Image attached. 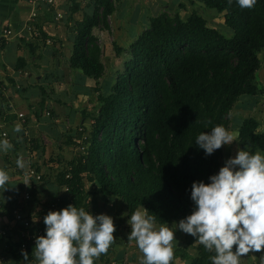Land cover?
Instances as JSON below:
<instances>
[{"label": "trees", "instance_id": "1", "mask_svg": "<svg viewBox=\"0 0 264 264\" xmlns=\"http://www.w3.org/2000/svg\"><path fill=\"white\" fill-rule=\"evenodd\" d=\"M121 1L84 0L82 5L69 0L67 19L72 22L73 39L65 66L89 81L88 94H95L96 103L82 111L86 122L60 131L53 124L56 116L45 107L46 85H35L41 91L33 111L35 119L39 121L47 115L49 129L54 130L48 135L58 144L62 141L59 147H70L72 157L65 162L57 159L55 169H46L43 174L35 163L22 159L25 166L16 165L11 175L24 176L32 167L41 178L37 182L25 178V189L16 186L18 196L0 195V210L9 217L12 209L19 207L27 218H32L25 212L30 199L40 202L47 212L53 206L58 211L69 204L87 211L86 199L97 197L103 202H118L126 211L127 220L135 210L144 207L156 216L158 226L178 224L193 210V182L209 183L223 157V147L205 155L195 144L197 136L210 132L216 125L229 129V114L236 101L242 96H260L263 89L257 71L261 66L258 54L264 51V0H257L252 9H241L236 0L231 5L228 0H188L190 6L195 2L201 5L190 11L180 1L178 9L182 7L183 14L179 10L155 13L127 47L116 46V55L123 54L121 67L106 72L102 49L93 32L97 28L109 29L108 17ZM202 6L221 16V24L231 30L230 37L221 34L201 15ZM75 12H79L78 19L72 17ZM36 27L45 40L41 25ZM25 61L23 57L17 58L13 68H23ZM0 68L5 65L0 63ZM48 74L42 77V83L52 78L57 82L60 78L59 72L56 77ZM11 119L4 122L9 126ZM23 119L28 124L25 115ZM257 128L253 117L240 120V149L253 154L257 150L264 152V132ZM2 138L6 137L1 136L0 129ZM8 140L14 146L9 151L16 161L26 150H36V157L44 153L40 135L31 131L26 135L22 130L15 139ZM5 161L10 162L6 158ZM11 183L14 182L9 179L7 190ZM21 193H27L28 198L24 200ZM43 193L46 199L36 197ZM20 242L11 233L6 238L0 236V245L7 246L1 250L11 256L12 263L8 264H32L35 243L25 242L23 251L29 254L25 262ZM180 242L182 247L173 243L174 258L179 257L186 264H211L210 256L215 253L207 252L194 237L183 232Z\"/></svg>", "mask_w": 264, "mask_h": 264}, {"label": "crops", "instance_id": "2", "mask_svg": "<svg viewBox=\"0 0 264 264\" xmlns=\"http://www.w3.org/2000/svg\"><path fill=\"white\" fill-rule=\"evenodd\" d=\"M57 1V9L61 10L62 8L65 12H69V0ZM168 1H170L169 4L167 3ZM180 1L185 3V10L190 6L188 0H122L117 5H128L129 9H133L132 11H126V14H124L125 18L129 16L128 14L132 13L136 19H145L142 24L138 25L133 36L128 39H134L136 37L135 35H137L148 24L149 16L162 11L168 13L176 12ZM37 3L38 7L36 9V16L33 21H29L28 17L33 9L30 0H0V63L5 65L4 69L0 68V82L2 80L0 83V120H2L0 121V129L1 132H6L9 138L12 139H15L18 136V133L13 131L17 124L22 125V130L26 135H28L29 131L35 136L40 135L44 146V153L40 157H36V150H32L31 152L26 150L22 159L27 162L35 163L36 166L39 167V172L43 174L48 168L47 166L44 168L45 163L43 161L40 162V160H43L41 158H49L50 160H48L51 164L53 159H59L62 162H65L70 160L72 152L69 150L70 147H59L62 141L59 140L58 144L48 135V133H54V130L49 129L47 117H45L47 115H43L39 121L35 119L33 115L34 107L41 99V91L35 85L40 83L46 85L45 107H47V111H50L56 116L53 124L58 125L57 127L60 131L67 130L68 127H71L72 129L77 128V126L79 127L83 121L86 122L87 120H83L82 118V111L85 110V108L88 110L96 103V100L95 94H88L87 85H89V81L80 73L74 72L65 66V59L69 57L71 52L73 35L70 26L72 22L68 21L66 16L62 20H56L54 16L56 11L55 6L48 5L43 0H37ZM81 3L83 5L84 1ZM200 6L201 5L198 2H195V5L190 7L199 8ZM190 7L189 9L191 10ZM181 9L183 8L181 7ZM179 12L183 14L184 9ZM50 13L53 15L51 16ZM68 14L69 13H67V15ZM115 14L116 9L108 17V30L97 28L93 32L102 49L103 63L106 55V46L104 47V43H100L99 41L101 33H108L110 36L113 34L112 38L115 37L114 40L111 38L109 41L113 51V57L116 54L115 47L120 46L119 40L121 39L123 41L126 36L128 37L127 33L122 35L120 32L122 26L120 27L119 22H116ZM72 17L78 19L80 17L79 12L73 13ZM109 19H113V27ZM31 23L38 34L33 31L30 26ZM38 23L46 34L45 40H43L42 34L39 33L40 31L36 27V24ZM4 29H10L11 34L9 36H4L2 34ZM1 40H3V43ZM19 57L26 59L25 66L15 70L13 67ZM258 57L261 61V66L257 71V76L263 90L260 93V96L257 97H240L231 109L229 114L231 122L228 130L235 135L236 141L231 145L223 146V160L221 161L219 169L224 166L229 157V152L231 150L237 151L239 148L237 143V125L242 118L248 116L253 117L258 122L257 130L264 132V51L259 53ZM105 70L108 72L106 66ZM112 70H115V68ZM58 72L60 73V78L57 82H54L53 78L45 83L40 81L42 80V77L47 75V73H50L48 76L51 75L52 77H56L55 74ZM15 112L24 113L28 119V124H24V121L22 122L17 118ZM8 118H12L9 126L4 122L8 120ZM40 131L43 132L40 133ZM257 151L264 154V152L260 150ZM11 154L10 151L7 153L0 152V168H6L5 171L9 174L10 180L14 182L13 184L11 183L12 185L6 191V194L5 191H0V195H2L3 198L18 196L16 186L19 185L25 189V186L28 183L23 174L11 175V173L16 170L17 165L14 156ZM53 154H56V156L53 157ZM5 158L9 159L10 162L7 163ZM42 168L43 171L41 170ZM219 169L217 170V173ZM42 195L37 194L36 197L40 196L42 198ZM94 200L96 201V199ZM112 202H115V200ZM90 205L91 206H88L87 211L93 215L102 214L103 210L97 212L98 205L96 202L94 203L92 201ZM110 205L112 206V204ZM42 208L40 202L35 199H30L27 204H25V212L31 217L41 218L43 215L45 216L47 213L42 212ZM10 219L11 217H9L7 213L0 211L1 223H6ZM114 225L115 228H117L116 232H120V235L114 232V234H116L114 235L116 238L115 243L111 245L108 253L102 254L99 259L95 260V263L140 264L142 253L139 251L136 243L125 241L129 235L128 233L131 231V229H129L130 225H128V228L124 227L125 225L119 224L118 221L116 223L114 222ZM125 229H129L130 231L128 230V233H126ZM176 240H174L173 243L177 242ZM181 244L182 243L179 241L178 246ZM2 246L7 247L6 244ZM2 246L0 245V255L4 258L3 264L12 263L10 254L1 250ZM261 254L262 253H249L247 256L240 258V264H259ZM33 263H35V258L32 260V264ZM19 264L26 263L21 261ZM172 264H186V261L177 257L172 260Z\"/></svg>", "mask_w": 264, "mask_h": 264}, {"label": "clouds", "instance_id": "3", "mask_svg": "<svg viewBox=\"0 0 264 264\" xmlns=\"http://www.w3.org/2000/svg\"><path fill=\"white\" fill-rule=\"evenodd\" d=\"M232 2L228 0L229 5ZM236 3L241 9H252L257 0ZM13 131L21 132L22 125H15ZM234 141L232 132L216 125L210 132H201L195 144L205 155H211ZM13 147L8 139L0 140V152L7 153ZM16 164L19 168L25 166L22 158ZM9 179V174L0 168V189L7 190ZM209 181L191 185L194 207L178 225L174 223L176 231L191 235L207 252H214L211 264H240V258L249 253H262L259 264H264V154L238 148ZM156 220L144 207L135 210L128 220V240L135 241L142 253L140 264H171L174 258L176 231L163 224L158 227ZM44 224L45 235L36 237L32 251L35 264H94L116 240L111 216L93 215L72 204L50 210ZM21 254L27 262L29 254L23 250Z\"/></svg>", "mask_w": 264, "mask_h": 264}, {"label": "rangeland", "instance_id": "4", "mask_svg": "<svg viewBox=\"0 0 264 264\" xmlns=\"http://www.w3.org/2000/svg\"><path fill=\"white\" fill-rule=\"evenodd\" d=\"M167 3L169 4L170 1H168ZM189 7H187L188 10H190ZM202 9L203 10H201L202 11L201 15L203 17L205 16L204 18H206L207 21L212 26H215L216 28H219L218 29L219 32L221 34H223L225 37H230L231 36V30L228 27H226L224 24H221L222 18H221V16L216 15V11L215 10L206 8L204 6H202ZM128 10L129 11H132L133 9H129L128 8V5L127 6L126 5H121V6L117 5V7H116V14H115L116 15V18H115V20H116V22H119V24H120L119 26L120 27L122 26L120 28V32L122 33V35H124L125 33H127V35H128V37L126 36L123 41L121 39L119 40L120 47L121 46L122 47H127L128 46V44L133 40V39L130 40L128 38H130V37L133 36L134 32H136V29L138 28V25L142 24L144 22V20H145L144 18L136 19L135 16L132 15V13L131 14H128L129 16L127 18H125L124 17L125 16L124 14H126V11H128ZM177 10L181 11L182 9L179 8ZM61 12H62V15L63 16L59 20H62L63 18H65V16L67 17V13H69L68 11L65 12V10H62V8H61ZM109 20L112 23L111 25L113 27V23H114L113 19H109ZM116 25H118V24H116ZM116 31H117V29H116ZM112 36H113V34H111V36H110V34H108V33H101L100 40H99L100 43H104V47L106 46V55L104 57V63H105L106 69L108 71H111L113 68L119 67V65H120L119 63L121 62L122 57H123V54L122 53H120L119 55H116L115 54V56L113 57V51H112L111 45L109 44V41L111 40ZM114 38L115 37H113L112 39L114 40ZM120 67H121V65H120ZM1 82H2V80H1ZM236 152L237 151H235V150H231L229 152L228 159L231 158V157H234L236 155ZM230 153H231V155H230ZM52 156L54 157V156H56V154H53ZM41 159H43V160H40L39 159L40 162L43 161L45 163L44 164V168L47 166L48 169H50V167H53V170L55 169V167H56V160L53 159V162L51 164V163H49V160H50L49 158H41ZM222 160L223 159H221V161ZM41 170L43 171V168ZM85 188H88V184L85 185ZM43 194L44 195L41 194L42 195V199H46L47 198L45 196L46 193H43ZM21 195H22V193H21ZM94 199H96V201ZM86 201H88V206L89 207L91 206L90 204L92 203V201L94 203L96 202V204L98 205L97 206V212H99V211L101 212L103 210L102 211V214L108 213L107 215H109V216L111 215V217L113 218V220H114L115 223L118 221L119 224H121V225L123 224V225H125L124 227H127L128 228V225H129L128 224V220L125 219L126 218V215H125L126 211L123 209V207L118 202H116V201L115 202H112V203L110 201L103 202V200L101 198H97V197H95V198L94 197L93 198L92 197H88L86 199ZM110 204H112V206ZM47 211L48 210H46V208H44V207L42 208V212L48 213ZM112 214H113V216H112ZM32 218H34V219L35 218H37V219H42L43 218L44 219V215L41 218L40 217H32ZM168 227L172 228L173 231H176L175 230V225H171V226H168ZM129 229H131V227ZM129 229H125L126 230V233H128V230ZM116 234H119L120 235V232H116ZM116 234H114V235H116ZM128 234H130V233H128ZM182 236H183V232L180 231L179 229H177V231L175 232V238L177 239L176 241L178 243H179L180 239L182 238ZM125 241L126 242L128 241L130 243H135V241H129L128 240V237L125 239ZM181 245H179V247ZM187 251H189L190 253H193V249L192 248H188Z\"/></svg>", "mask_w": 264, "mask_h": 264}, {"label": "built area", "instance_id": "5", "mask_svg": "<svg viewBox=\"0 0 264 264\" xmlns=\"http://www.w3.org/2000/svg\"><path fill=\"white\" fill-rule=\"evenodd\" d=\"M32 2L33 5V9L30 12V15L28 17L29 21H33L34 17L36 16V9L38 7V3L37 0H30ZM44 2H46L48 5H53L55 6V19L58 20L60 19L63 15L61 10L57 9V4L58 1L57 0H43ZM79 2H82L84 0H76ZM57 5V6H56ZM30 26L32 27L33 31L37 33V31L34 29L32 23L30 24ZM2 34L4 36H9L11 34V30L10 29H4ZM17 114V118H19L22 122L24 121V113L22 112H16ZM6 134V135H5ZM1 136L6 137L7 139H9V136L7 135L6 132L2 131L1 132ZM81 140H78V143H80ZM25 178H31L34 181H39L40 180V173L36 172L34 170V168L30 167L25 171L24 174ZM67 188H64V190H66ZM23 195V199L26 200L28 198V194L24 193ZM20 201V200H19ZM52 211H56V207L53 206L52 207ZM12 217L11 219L6 222V223H1L0 222V236H3L4 238L7 237L8 233L14 234L16 237L19 238L20 242V246L19 249L24 250L26 247V243L25 242H32L35 243V239L38 236L41 235H45V224L44 222L41 221V219H37V218H27L20 210L19 207L17 208H13L11 211ZM3 256L0 255V264H3Z\"/></svg>", "mask_w": 264, "mask_h": 264}]
</instances>
